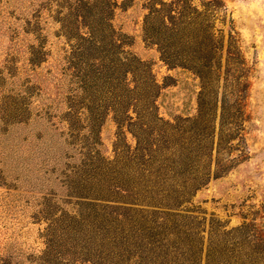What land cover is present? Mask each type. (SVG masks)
I'll return each instance as SVG.
<instances>
[{
	"label": "rangeland",
	"instance_id": "obj_1",
	"mask_svg": "<svg viewBox=\"0 0 264 264\" xmlns=\"http://www.w3.org/2000/svg\"><path fill=\"white\" fill-rule=\"evenodd\" d=\"M217 1L245 93L237 109L236 89L226 97L231 140L216 151L215 135L210 154L191 160L209 169L194 190L196 166L175 159L190 152L183 126L200 83L144 39L149 0H0V264H264V0ZM95 25L123 34L122 50L157 84L158 115L176 124L173 155L154 165L129 152L127 117L120 108L119 127L113 112L121 93L86 74ZM137 78L128 82L146 85ZM183 187L191 195L176 203Z\"/></svg>",
	"mask_w": 264,
	"mask_h": 264
},
{
	"label": "trees",
	"instance_id": "obj_2",
	"mask_svg": "<svg viewBox=\"0 0 264 264\" xmlns=\"http://www.w3.org/2000/svg\"><path fill=\"white\" fill-rule=\"evenodd\" d=\"M96 1L98 0H93V3H97ZM127 1L122 0V5H126ZM101 2L105 3V1ZM111 5L117 6V0H112ZM146 9L147 13L144 15L142 25L144 39L157 47L160 59L165 65L191 73L200 83L197 114L193 118L185 119L186 124L183 126L188 135L182 144L190 148V152L181 153L178 156L180 158L183 155L181 159H175L180 162L179 165L184 171L191 166H196L195 172L187 178L190 186L196 190L207 180L208 162L204 160L202 166L191 165V160L199 164L201 155L205 157L210 154L209 149L210 152L213 149L215 135L217 137L216 151L222 141L231 140L233 134H225L223 128L227 122L229 108L226 97L236 89V100L232 107L237 109L239 105L237 99L241 100L245 93V84L240 82V66L239 63L234 62L236 54L231 51L233 50L231 35L233 27L227 26L229 29L226 40L227 49L223 52V26L227 21L224 14L225 7L221 6L217 0H198V2L149 0ZM216 21L221 28H217ZM96 22L101 24L102 17H98ZM108 28L107 31L95 25L87 29L91 42L84 46L83 51L86 74H91L101 81H111V91L121 93V101L113 112L119 127L123 126L121 119L118 120L116 116L120 108L127 117L125 128L135 140L134 148L129 152L138 154L140 159H145V163L154 165L163 151L166 150V153L173 155L170 151L175 145L173 132L176 130V124L164 121L158 115L153 101L154 90L157 87L155 80L149 76L150 73L143 62L122 50L123 34L111 26ZM232 54L233 56L229 59L233 62H230L228 56ZM224 55L226 56L225 64ZM137 77L145 80L146 85H139L136 82L131 85L128 82L134 78L138 79ZM221 79L225 84L223 83V92L220 97ZM121 81L124 83L121 84ZM228 82L230 84H227ZM233 85H235L234 90H232ZM131 112L134 113L133 116ZM119 132L118 135L123 138V132ZM163 137H167L166 148L161 145ZM207 147L208 153H203ZM183 188L184 190L174 198L176 203L186 201L185 195H191L185 191V187ZM146 203H154V198ZM157 203L162 204V202Z\"/></svg>",
	"mask_w": 264,
	"mask_h": 264
}]
</instances>
